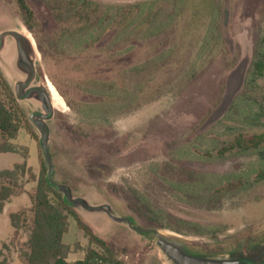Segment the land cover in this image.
Masks as SVG:
<instances>
[{"label": "rangeland", "instance_id": "rangeland-1", "mask_svg": "<svg viewBox=\"0 0 264 264\" xmlns=\"http://www.w3.org/2000/svg\"><path fill=\"white\" fill-rule=\"evenodd\" d=\"M23 1L33 27L17 0H0V35L14 32L26 42L32 85L48 90L51 178L68 189L80 220L124 264H174L155 232L195 257L264 264V143L233 148L240 136L264 135V76L244 91L254 52H264V0H217L219 38L203 44L206 18L187 31L185 14L159 37L115 42L107 32L78 47L70 34L92 16L70 12L64 0ZM88 1L103 7L149 0ZM2 41L0 71L13 90L22 77L13 39ZM18 104L29 128L11 142L15 153L0 154V170L25 161L38 176L46 164L33 123L39 105ZM33 187L24 182L21 196L4 205L0 263L20 264L26 234L15 236L8 214L27 212ZM63 241L86 247L72 218ZM82 257L79 251L70 259Z\"/></svg>", "mask_w": 264, "mask_h": 264}, {"label": "trees", "instance_id": "trees-1", "mask_svg": "<svg viewBox=\"0 0 264 264\" xmlns=\"http://www.w3.org/2000/svg\"><path fill=\"white\" fill-rule=\"evenodd\" d=\"M17 1L25 15L27 27L31 29L34 23L33 13L23 0ZM217 5V0H149L126 6L101 7L88 0H64L65 8L70 12L77 10L78 15H90L93 19L88 18L71 32L75 47L88 44L107 32L113 35L115 42L159 37L185 14H188L187 31L196 29L197 24H201L206 18L207 35H202L203 44L210 38H219L217 31L216 37L213 34L214 28L217 30L219 16ZM263 76L264 52L256 50L246 74L244 91H252L256 81ZM28 128L25 112L0 71V154L15 153L11 142L17 139L22 129ZM263 143L264 135L250 138L240 136L234 141L233 148L240 151L257 150ZM258 176L264 179L263 169L259 170ZM24 182L34 183L33 192L29 196L31 206L27 212L18 210L8 214L15 236L22 231L26 234L23 250L19 255L20 264H124L72 211L73 204L49 182L47 165L43 162L38 176L31 172L25 161L13 164L11 169L0 170V213L5 203L21 196ZM175 188L181 190L179 187ZM70 218L74 219L77 228L83 233L87 243L85 248L78 242L72 246L64 243L63 237L68 233ZM175 220L181 225L200 229L195 223L178 218ZM78 251L83 252L82 259L69 260V255Z\"/></svg>", "mask_w": 264, "mask_h": 264}, {"label": "flooded vegetation", "instance_id": "flooded-vegetation-1", "mask_svg": "<svg viewBox=\"0 0 264 264\" xmlns=\"http://www.w3.org/2000/svg\"><path fill=\"white\" fill-rule=\"evenodd\" d=\"M5 36L6 35L2 36L1 38L0 49L3 44L2 39ZM11 38L13 39V44H14V53H15L14 65L19 75H21L22 77L21 79H18L13 86L14 96L16 97L17 101L34 99L39 105V111H36L35 116L37 117V119L33 120V123L35 125V122H39V121L45 122L51 117V104L49 101L48 90L41 85H32V82L34 80V72H33V65L30 60L29 47L27 46L26 42L23 39H21L19 36L16 37L11 36ZM177 246L185 254L190 255L186 253L181 246H179L178 244ZM170 260L174 264H177L172 259ZM236 262L237 264H240L239 261Z\"/></svg>", "mask_w": 264, "mask_h": 264}, {"label": "water", "instance_id": "water-1", "mask_svg": "<svg viewBox=\"0 0 264 264\" xmlns=\"http://www.w3.org/2000/svg\"><path fill=\"white\" fill-rule=\"evenodd\" d=\"M4 35H11V36H19L18 34L14 32H9L6 34L0 35V42L1 38ZM35 127L37 128L38 132L40 133V148L42 150L46 165H47V177L49 182L54 185L56 189L61 191V193L64 195V197L71 203L74 204L75 201L71 199L68 189L59 184H54L51 179V171H52V163L50 159V155L47 149V136L48 131L46 128V125L43 121L35 122ZM79 205L85 209L88 210H100V207H87L84 203L79 202ZM105 214L110 217L111 219H114L111 217L110 213L108 211H105ZM157 237V245L159 246L160 250L169 258L175 261L177 264H237V262H230V261H215V260H208L204 258L194 257L185 254L177 245L172 244L170 242H167L161 238V236L158 233H154Z\"/></svg>", "mask_w": 264, "mask_h": 264}, {"label": "crops", "instance_id": "crops-1", "mask_svg": "<svg viewBox=\"0 0 264 264\" xmlns=\"http://www.w3.org/2000/svg\"><path fill=\"white\" fill-rule=\"evenodd\" d=\"M3 209H4V208H3ZM3 214H4V212L2 211V212L0 213V215H3ZM78 252H79V251H78ZM73 254H74V253H73ZM75 254H76V253H75ZM71 255H72V254H70L69 257H68L69 260H71V261L81 260V259H82V258H81V259H70Z\"/></svg>", "mask_w": 264, "mask_h": 264}, {"label": "bare ground", "instance_id": "bare-ground-1", "mask_svg": "<svg viewBox=\"0 0 264 264\" xmlns=\"http://www.w3.org/2000/svg\"><path fill=\"white\" fill-rule=\"evenodd\" d=\"M53 96H54V98H55L56 101H59L60 100V97L54 91H53Z\"/></svg>", "mask_w": 264, "mask_h": 264}]
</instances>
